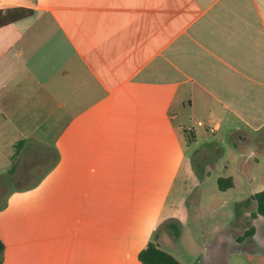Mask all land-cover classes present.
<instances>
[{
	"label": "crops",
	"instance_id": "1",
	"mask_svg": "<svg viewBox=\"0 0 264 264\" xmlns=\"http://www.w3.org/2000/svg\"><path fill=\"white\" fill-rule=\"evenodd\" d=\"M19 7L31 14L0 27V264H142L149 241L184 264L166 225L180 227L176 179L189 142L208 154L223 126L251 217L264 0H0ZM208 156L201 181L215 171L234 187L230 163ZM259 216L235 240L264 264Z\"/></svg>",
	"mask_w": 264,
	"mask_h": 264
},
{
	"label": "rangeland",
	"instance_id": "2",
	"mask_svg": "<svg viewBox=\"0 0 264 264\" xmlns=\"http://www.w3.org/2000/svg\"><path fill=\"white\" fill-rule=\"evenodd\" d=\"M193 125L196 126V123ZM189 133L188 131L186 135L188 136ZM210 138L218 140L221 144L219 148L211 149L208 154L202 146L200 147V138L197 144H193V141L189 142L190 146L186 150L182 169L176 179L175 187L183 193L179 217L182 234L180 256L184 264L189 262L195 264L196 258H200L199 264H214L212 261L215 258L220 260L218 264H261L262 259L259 256L243 253L235 240V234H241L244 228H248L252 224V218L250 211L243 208L247 206L248 197L243 191L245 183L237 171L240 159L238 154L228 150L233 146L232 137L228 136L227 129L223 126ZM252 141L254 142L253 135ZM206 156H208L207 160L216 163L219 169L222 168L223 161L230 163L229 174L236 182L234 187L220 190L217 177L223 174L215 171H212L208 181H201L200 172L206 167H204ZM260 170H264V165ZM240 211L241 221L242 218L250 220L244 228L236 226L233 220L235 218L237 221L236 217ZM259 217L264 219L262 216Z\"/></svg>",
	"mask_w": 264,
	"mask_h": 264
},
{
	"label": "trees",
	"instance_id": "3",
	"mask_svg": "<svg viewBox=\"0 0 264 264\" xmlns=\"http://www.w3.org/2000/svg\"><path fill=\"white\" fill-rule=\"evenodd\" d=\"M31 14L30 9L25 8H13L7 9L5 11L0 10V27L20 18L29 16ZM217 184L220 190H225L233 185L231 177H219L217 179ZM252 198L256 202V208L251 212V217H256L261 215L264 217V188L256 192ZM251 199H246V204ZM167 227L172 231L174 236H178L180 233V227L175 222H169L166 224ZM254 233V228L249 227L246 229L244 234L238 238V241L243 240L246 237L252 236ZM2 249V244L0 241V251ZM139 260L142 264H182L176 257H174L168 251L160 248L154 241H149L146 247H144L138 254Z\"/></svg>",
	"mask_w": 264,
	"mask_h": 264
},
{
	"label": "built area",
	"instance_id": "4",
	"mask_svg": "<svg viewBox=\"0 0 264 264\" xmlns=\"http://www.w3.org/2000/svg\"><path fill=\"white\" fill-rule=\"evenodd\" d=\"M196 124L201 126V125H203V122L202 121H197ZM209 130L210 131H214V127H209Z\"/></svg>",
	"mask_w": 264,
	"mask_h": 264
}]
</instances>
